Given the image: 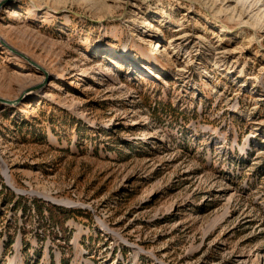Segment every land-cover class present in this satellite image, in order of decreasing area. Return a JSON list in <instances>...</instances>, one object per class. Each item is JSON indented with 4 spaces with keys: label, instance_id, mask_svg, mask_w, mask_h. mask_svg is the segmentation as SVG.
I'll return each mask as SVG.
<instances>
[{
    "label": "rangeland",
    "instance_id": "obj_1",
    "mask_svg": "<svg viewBox=\"0 0 264 264\" xmlns=\"http://www.w3.org/2000/svg\"><path fill=\"white\" fill-rule=\"evenodd\" d=\"M263 5L0 0V264H264Z\"/></svg>",
    "mask_w": 264,
    "mask_h": 264
},
{
    "label": "water",
    "instance_id": "obj_2",
    "mask_svg": "<svg viewBox=\"0 0 264 264\" xmlns=\"http://www.w3.org/2000/svg\"><path fill=\"white\" fill-rule=\"evenodd\" d=\"M4 46H6L7 48H9L13 53L17 54L18 56L22 57L23 59H25L29 64H31L32 66H34L35 68H41L39 67L36 63L32 62L30 59H28L27 57H25L23 54L19 53L18 51L14 50L13 48L9 47L8 45H6L5 43H3ZM37 87V86H36ZM36 87L34 89H36ZM22 97V96H21ZM21 98H18L16 100H7L4 98L0 97V104H4V105H9V106H13L16 105L20 102Z\"/></svg>",
    "mask_w": 264,
    "mask_h": 264
},
{
    "label": "bare ground",
    "instance_id": "obj_3",
    "mask_svg": "<svg viewBox=\"0 0 264 264\" xmlns=\"http://www.w3.org/2000/svg\"><path fill=\"white\" fill-rule=\"evenodd\" d=\"M233 1V0H232ZM237 2V3H241V6H243L244 5V3H246L247 2V0H234V2ZM246 1V2H245ZM258 2V1H257ZM44 6V5H43ZM264 6V5H263ZM36 10V9H35ZM15 12V11H14ZM262 12H264V8L262 9ZM14 14H17V13H14ZM155 47H157V48H160V44L158 43V42H155ZM159 50V49H158ZM161 53V52H160ZM43 74H44V76L46 75V74H48V72L45 70V69H43Z\"/></svg>",
    "mask_w": 264,
    "mask_h": 264
}]
</instances>
